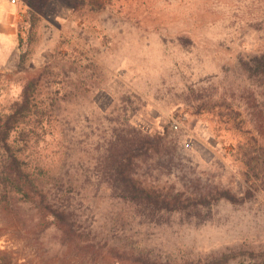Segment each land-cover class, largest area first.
<instances>
[{
	"label": "rangeland",
	"instance_id": "rangeland-1",
	"mask_svg": "<svg viewBox=\"0 0 264 264\" xmlns=\"http://www.w3.org/2000/svg\"><path fill=\"white\" fill-rule=\"evenodd\" d=\"M0 22V103L19 96L22 54L31 73L46 65L50 91L71 94L59 121L74 127L78 185L100 188L90 200L97 232L114 213L124 225L111 242L157 264H264V79L247 71L264 54V0H0ZM125 125L173 148L170 160L150 155L147 181L215 198L150 212L84 180ZM56 140L30 150L51 171ZM0 249L30 264H107L68 252L54 228L38 239L9 231Z\"/></svg>",
	"mask_w": 264,
	"mask_h": 264
},
{
	"label": "trees",
	"instance_id": "trees-1",
	"mask_svg": "<svg viewBox=\"0 0 264 264\" xmlns=\"http://www.w3.org/2000/svg\"><path fill=\"white\" fill-rule=\"evenodd\" d=\"M31 15V26H34L35 14ZM255 59L259 60L256 66H248L247 71L252 75L260 74L264 79V54ZM25 60L26 54H22L15 70L23 73L19 96L7 104L0 103V236L17 231L30 233L38 239L54 228L68 252L88 250L90 262L100 258L107 260V264H157L149 254L127 250L111 242L123 228L121 215L111 212L114 215L110 218L112 223L104 235L94 228L96 214L90 200L100 193V188L89 194L78 185L76 166L79 164L75 162L73 140L69 137L74 127L59 121L62 105L69 102L71 94L50 91L44 71L46 65L31 73L29 69L33 65L26 68ZM225 109L227 115L235 114L230 106ZM123 131H113L100 146L95 172H90L88 166L81 173L84 180L95 176L106 182L105 191L111 199L136 208L143 205L150 212L178 211L191 201L202 203L215 198L209 194L174 193L147 181L145 170L150 155L167 157L173 148L166 145L161 135L147 134L135 126L125 125ZM58 134L62 135L63 141L56 140ZM49 137L56 140L57 149L53 155L58 157V167L55 171H51L43 158L36 159L30 153L31 148L40 142L46 143ZM168 157L170 160L171 156ZM228 196L227 192L219 195L222 198ZM136 210V215L143 214ZM0 264L30 262H19L13 251L0 249Z\"/></svg>",
	"mask_w": 264,
	"mask_h": 264
},
{
	"label": "crops",
	"instance_id": "crops-1",
	"mask_svg": "<svg viewBox=\"0 0 264 264\" xmlns=\"http://www.w3.org/2000/svg\"><path fill=\"white\" fill-rule=\"evenodd\" d=\"M1 24H2V23L0 22V36H1V34L4 33L3 30H2Z\"/></svg>",
	"mask_w": 264,
	"mask_h": 264
},
{
	"label": "built area",
	"instance_id": "built-area-1",
	"mask_svg": "<svg viewBox=\"0 0 264 264\" xmlns=\"http://www.w3.org/2000/svg\"><path fill=\"white\" fill-rule=\"evenodd\" d=\"M185 147H189V144H188V143H186V144H185Z\"/></svg>",
	"mask_w": 264,
	"mask_h": 264
}]
</instances>
